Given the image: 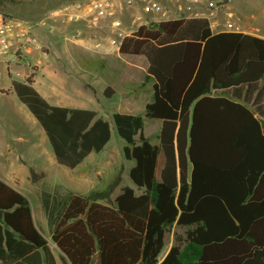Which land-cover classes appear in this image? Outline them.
<instances>
[{
    "label": "trees",
    "instance_id": "trees-1",
    "mask_svg": "<svg viewBox=\"0 0 264 264\" xmlns=\"http://www.w3.org/2000/svg\"><path fill=\"white\" fill-rule=\"evenodd\" d=\"M119 53L144 57L151 83L143 116H111L134 189L121 186L119 169L103 189L51 211L62 264H264V124L214 94L264 79V39L213 33L206 17L177 18L140 27ZM13 89L59 164L74 168L109 143L110 124L95 111L51 106L29 80ZM143 117L160 121L156 145L142 133ZM174 225L183 234L160 260ZM0 263L56 264L30 202L1 181Z\"/></svg>",
    "mask_w": 264,
    "mask_h": 264
},
{
    "label": "crops",
    "instance_id": "crops-1",
    "mask_svg": "<svg viewBox=\"0 0 264 264\" xmlns=\"http://www.w3.org/2000/svg\"><path fill=\"white\" fill-rule=\"evenodd\" d=\"M137 11L138 8L132 13ZM199 16L205 17L194 11L188 17ZM128 19L126 14L123 18L125 24ZM210 25L213 33L228 31L213 27L215 22H210ZM255 25L258 26V22L253 20L252 27ZM252 27L241 28L237 32L264 39V28ZM59 32L61 33L57 28L52 33L47 28L35 29L37 38L48 50V58L32 73L20 67L21 77L13 78L0 63V181L28 199L32 222L47 239L56 264H62V261L60 253L50 241L49 215L53 209H62L71 195H85L96 190L101 173L110 166L107 155L109 145L98 154H88L74 168L59 164L44 130L28 108L19 101L13 83L26 84L29 80L30 86L51 106L91 110L96 113V109H101L99 98L106 88L112 90L111 95L121 98L122 107L130 115L143 116L145 105L151 101L152 96L151 83L144 81L147 68L144 57L120 53L101 57L92 52L91 45H83L82 41L68 42L76 46L65 43L67 41ZM59 43L61 55L57 50ZM71 51H75L76 55H71ZM132 72L140 77L136 80V90L131 86ZM234 90L235 96L240 100L237 103L251 109L255 117L264 124V79L252 86H240ZM227 91H214V94L224 97ZM161 165L162 162L158 172ZM56 195L59 198L67 196L62 207H57Z\"/></svg>",
    "mask_w": 264,
    "mask_h": 264
},
{
    "label": "built area",
    "instance_id": "built-area-1",
    "mask_svg": "<svg viewBox=\"0 0 264 264\" xmlns=\"http://www.w3.org/2000/svg\"><path fill=\"white\" fill-rule=\"evenodd\" d=\"M164 1L166 0L75 1L49 11L37 24L5 16L0 12V63L13 78L21 77L20 67L30 73L41 67L43 60L48 58V50L37 38L36 27L47 28L49 33L57 28L63 34V39L72 43L84 41L82 28L93 35L106 31L107 35L102 40L91 43L90 49L101 57L119 53L124 37L133 34L140 27H150L165 21L159 20L168 13L165 11ZM175 1L181 2L177 11L186 14V18H189L195 6H212V2L208 0ZM136 8L138 11L132 13ZM126 14L129 19L125 24L123 18ZM226 27L228 31L237 32L229 22Z\"/></svg>",
    "mask_w": 264,
    "mask_h": 264
},
{
    "label": "rangeland",
    "instance_id": "rangeland-1",
    "mask_svg": "<svg viewBox=\"0 0 264 264\" xmlns=\"http://www.w3.org/2000/svg\"><path fill=\"white\" fill-rule=\"evenodd\" d=\"M75 1H87V0H0V12L5 16L16 17L25 21H29L33 24H37L40 22L45 15L53 10L56 9L64 4L72 3ZM212 2V6H208L207 4H201L195 6L193 8L194 12L202 13L203 16L209 18L210 22H215L218 28L227 29L226 23H230L233 28L237 30L248 29L252 27L253 20L258 22V26L255 25L256 28H264V0H208ZM181 5V2L171 0V1H164L165 11H167V15L162 19L159 20H170L175 18H186V14L177 11V6ZM257 24V23H256ZM154 25V24H153ZM152 26V25H151ZM252 27V28H255ZM36 28H43V27H36ZM84 33L83 37H85L83 45H90L98 40H102L105 37L106 31H100L93 35L89 34L82 28ZM59 34H62L59 32ZM93 36V37H92ZM88 41V42H87ZM61 42L64 43L63 40ZM71 46H76L65 42ZM60 43L58 47V52L61 55L60 51ZM84 50V47H81ZM86 50V49H85ZM84 50V51H85ZM65 51V50H64ZM75 51H71V55H76ZM86 52V51H85ZM65 53H67L65 51ZM137 73H131V86L136 90L137 88V79H139ZM121 84V83H120ZM224 97L239 102L240 100L235 96V90L230 89L226 93H224ZM99 103L101 105V109H96L98 116L102 117L103 119L109 121L110 123V133L111 138L107 145V155L110 160V166L108 169L104 170L101 173V177L99 179V184L96 190L103 189L106 184H108L114 175L118 172L119 169H122V183L121 186H129L134 189L133 184L129 181L127 173L130 167H132V162H127L122 158L121 155V145L123 142L120 138L116 135L115 129L111 122V116L114 113L120 114H127L125 112V107H122L121 98L116 95H110L106 97L102 94L99 98ZM143 115V114H142ZM143 135L149 140L151 144H157V135L160 129V121L159 120H151L143 117ZM158 165L156 169V177H158V169L162 162L161 156L158 157ZM119 190L116 191L115 195L118 194ZM138 194L139 192L136 191ZM114 195V196H115ZM56 203L57 207L63 206L67 196L56 195ZM182 235L183 229L172 226L168 229L164 236V249L162 254L160 255V260L166 254L168 249L174 244L175 235Z\"/></svg>",
    "mask_w": 264,
    "mask_h": 264
}]
</instances>
